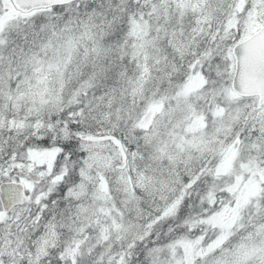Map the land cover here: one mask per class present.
Wrapping results in <instances>:
<instances>
[{
	"label": "snow or ice",
	"instance_id": "6c2138e0",
	"mask_svg": "<svg viewBox=\"0 0 264 264\" xmlns=\"http://www.w3.org/2000/svg\"><path fill=\"white\" fill-rule=\"evenodd\" d=\"M0 264H264V0H0Z\"/></svg>",
	"mask_w": 264,
	"mask_h": 264
}]
</instances>
